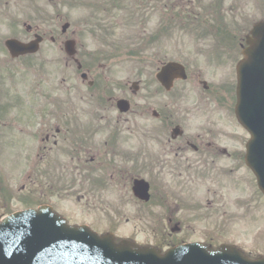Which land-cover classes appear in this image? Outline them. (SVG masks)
Here are the masks:
<instances>
[{"label":"flooded vegetation","instance_id":"flooded-vegetation-1","mask_svg":"<svg viewBox=\"0 0 264 264\" xmlns=\"http://www.w3.org/2000/svg\"><path fill=\"white\" fill-rule=\"evenodd\" d=\"M77 2L80 8L87 6ZM248 2L247 12L258 11L260 20L246 19L250 25L237 21L234 36L214 38L217 53L207 54L205 40L197 46L202 41L198 40L180 58L170 60L160 54L136 60L131 54L98 53L87 39L90 24L83 21L71 36L22 24L27 36L19 38L18 24H0V156L14 157L16 161H10L19 163L15 167L38 184L33 190L30 183L28 192L25 186L13 192L7 184L5 193L0 184V205L16 201L24 210L23 199L34 200L35 209L51 206L72 221L84 214L83 206H90V195L115 204L114 213L121 208L119 202L132 201L148 207L154 219L149 225L138 221L135 235L154 238L158 244L142 245L162 250L191 242L183 236L193 227L179 217L182 210L195 212L206 237L231 233L229 224L235 229L236 224L247 222L245 228L256 229L257 201L262 197L264 202V196L245 161L248 139L236 113L237 68L251 29L264 22V0H246V7ZM187 4L170 0L166 7L184 13ZM240 11L235 8L236 14ZM36 34L43 37L38 53L10 52L8 41L28 44ZM69 42L75 43L74 55L66 52ZM171 62L185 68L182 79L168 68ZM142 181L150 187L148 202L136 193ZM205 182L250 190L212 191L206 198L204 191L185 190ZM177 196L196 197L183 206ZM232 202L238 209L252 206L255 213L234 216L229 222L220 219ZM90 216L97 224L94 227L107 231L90 225L94 230L123 239L120 216L111 222L103 220L111 215ZM205 242L215 241L205 238Z\"/></svg>","mask_w":264,"mask_h":264},{"label":"rangeland","instance_id":"rangeland-1","mask_svg":"<svg viewBox=\"0 0 264 264\" xmlns=\"http://www.w3.org/2000/svg\"><path fill=\"white\" fill-rule=\"evenodd\" d=\"M85 1H87L88 6L78 8L76 0H62L60 4L59 0H54L53 3L50 2V0H34L33 2L30 0H0V24H18V33L23 36H26V33L24 29H21L22 24L28 23L43 27L45 30L55 32L56 35L61 36L62 26L64 24L69 22L72 32L75 30V25L83 21V24L88 23L93 25V27L89 29L92 35H88L91 38L88 39V42H90L89 44L92 46V49L98 53L137 54V60L141 57L150 60L154 58V54H160L161 57L170 60L180 58L185 48L194 47L195 42L198 40L202 41L197 43V46H201L204 42L203 40H205V51L207 54L218 52L217 45L214 43V38L220 36L221 26L216 25L215 27L219 33L211 30L210 34L206 35L209 31L207 30L205 32L200 22L204 21L205 24V21H207L211 29L214 27V24H227L231 26L230 28L235 29L238 25L237 21L243 20L241 24H249V22L246 21L248 18L260 20V13L258 11L247 12L250 10V3L248 2L246 7V0H240L239 3H236V0H186L188 4L184 13H182L181 8L174 11L172 6L166 7L162 5L160 8L158 3L160 0H152L149 9L143 8L144 11H147L146 16H143L138 8L133 5L137 0H129L130 4L126 10L124 7H118L115 11L110 10L109 13L106 14L93 12L94 8L90 5L91 0ZM168 1L165 4H167ZM148 4L149 0L146 1L145 5ZM139 5L142 7L144 4L139 3ZM235 8L241 9L242 11L236 14ZM246 8L247 10L244 12L243 10ZM79 14L83 16L79 17ZM92 15L101 18L102 23H96L92 19ZM84 16H86L88 20H86ZM144 20L145 22H143ZM94 29L95 31L93 32ZM221 29L223 31L225 30L224 27ZM48 35L50 34L48 33ZM50 52L56 51L50 50ZM5 158L8 157L3 155L0 157L2 161V163H0V182L6 181L5 177H7L13 186L17 188H20L22 185L25 186L26 192L29 190L30 183L33 184V190L38 188L36 181L30 180L29 182L25 170L18 168L9 169L4 164ZM17 165H19V163H17ZM16 170H18V172L15 173ZM151 174L153 175V173H150V175ZM75 178L79 179V175L75 174ZM4 185L6 184H3V186ZM228 189L250 190L248 186L228 187L211 185L207 182L202 186H188L185 188L187 192L204 191L203 196H205V198L213 195L212 191ZM14 190L15 189H13V192ZM239 196L240 199L248 197ZM17 197L18 196L14 193L13 198ZM195 197L177 196L175 199L178 204L185 206L187 201L193 200ZM90 198V206H83L84 214L72 219L73 224H88L94 229L104 233L107 230L94 227V225L97 224H93V219L90 214L111 215L112 218H103L106 222L116 221V218L120 216L121 218L118 219V222H122V230L119 234L121 238L127 239L132 237L139 244L145 245L158 244L154 238L145 235L137 236L133 231L138 221L143 225L153 223L154 219L148 207H142L132 201H128L127 204L119 202L121 208L114 213L113 206L116 205H112V202L96 198L93 195H90ZM0 200L2 202L1 195ZM23 200V205L26 209H35L36 205L34 200ZM18 204H20V202L16 201L9 202L8 204L2 203V205H0V221L7 213L21 210ZM227 205L226 202V206ZM183 206H181L182 209ZM127 207H130L129 211H125ZM226 209L227 210L220 214L219 217L227 222H229L230 218L234 220V216L255 213L254 207L249 206L245 210L238 209L234 202L231 203V210L228 207H226ZM236 211L240 213V215L236 214ZM256 212L258 217L264 218V202L260 199L257 201ZM195 215V212L190 209L180 211L179 217L184 218L183 221L186 223L187 227H193V232L187 229L189 233H185L183 236L187 237L190 241H192V237H194L196 240L205 242V226L202 227L196 222ZM127 220L131 221L127 222ZM246 223H242L240 229L243 230L246 227ZM229 228L232 234L227 235L230 239L226 240L233 241L232 239H234L242 243L246 241L245 233L242 235L237 233L231 224H229ZM260 230H264V225L259 226L258 231ZM222 239L225 238L222 236L218 237V245L224 243ZM257 249L259 251H264L263 240L257 243ZM164 250H167V248Z\"/></svg>","mask_w":264,"mask_h":264},{"label":"water","instance_id":"water-1","mask_svg":"<svg viewBox=\"0 0 264 264\" xmlns=\"http://www.w3.org/2000/svg\"><path fill=\"white\" fill-rule=\"evenodd\" d=\"M249 85L250 82L240 87L244 111L247 110L244 100L251 98ZM252 110L258 118L255 122L243 118V124L254 134L255 129L259 132L264 127V99L254 100ZM51 219L49 221L59 230L49 228L44 219L31 216H17L4 222L0 227V264H59L60 260H65L64 264H220L227 255V252L216 255L202 253L190 247L186 251L177 250L161 256L127 245L116 246L89 233L78 234L64 221Z\"/></svg>","mask_w":264,"mask_h":264}]
</instances>
